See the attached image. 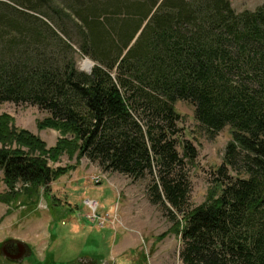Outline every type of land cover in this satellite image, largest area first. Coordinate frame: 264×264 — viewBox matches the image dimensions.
Returning a JSON list of instances; mask_svg holds the SVG:
<instances>
[{"label":"trees","instance_id":"trees-1","mask_svg":"<svg viewBox=\"0 0 264 264\" xmlns=\"http://www.w3.org/2000/svg\"><path fill=\"white\" fill-rule=\"evenodd\" d=\"M27 2L51 6L61 24L73 18L78 49L96 63L91 72L79 69L68 35L28 20L0 21V103L38 106L49 113L38 127L61 135L48 146L0 114L7 187L0 201L8 211L36 206L42 196L61 200L51 184L86 157L134 179L154 173L150 199L173 215L185 264H264V3L239 12L231 0ZM180 100L195 106L209 133L232 130L224 163L197 206L173 171L182 161L171 132ZM183 149L196 156L192 145ZM63 154L76 163L56 166ZM6 241L15 239L0 244Z\"/></svg>","mask_w":264,"mask_h":264},{"label":"rangeland","instance_id":"rangeland-1","mask_svg":"<svg viewBox=\"0 0 264 264\" xmlns=\"http://www.w3.org/2000/svg\"><path fill=\"white\" fill-rule=\"evenodd\" d=\"M231 1L239 12L253 10L252 7L263 2ZM51 8L44 5L36 8L27 0H0V21L28 20L53 29L60 36L68 35L76 49L78 68L90 70L92 63L96 62L82 55L78 49L80 43L76 21L65 17L63 22L66 25L61 24L57 17H53ZM175 106L180 118L171 132L176 133L174 140L182 161L176 162L173 171L189 186L188 203L197 206L207 199L217 176V168L224 163L232 130L226 126L216 133H209L196 119L195 106L191 102L180 100ZM4 112L14 117L16 126L39 135L48 146L55 145L61 136L54 128L38 127V121L49 113L36 105L3 102L0 103V114ZM184 144L196 149L193 159L185 155ZM2 146L0 142V148ZM11 146L19 145L13 143ZM70 163H76V159L63 154L55 165ZM159 169L156 165L153 171L158 174ZM229 173L236 175L232 170ZM153 177L154 173L149 172L144 178L134 179L119 171L104 170L98 162L83 157L75 170L51 184L52 192L61 200L54 201L42 196L36 206L27 207L18 203L10 212L9 205L0 201V241L15 239L32 247H27V252L20 259H8L0 254V264H78V261L87 259L117 264V257L118 264H185L180 253L182 236L170 228L175 223L173 215L165 206L155 204L150 199ZM94 179L99 181L95 182ZM6 189L3 170L0 169V192ZM85 198L98 199L101 203L99 212L107 213V216L113 217L118 206L120 221L115 225L106 222L104 227L90 222L85 217ZM164 232H167L166 235L161 237ZM2 247L3 244H0V252L4 253ZM51 252L53 255L48 259Z\"/></svg>","mask_w":264,"mask_h":264},{"label":"built area","instance_id":"built-area-1","mask_svg":"<svg viewBox=\"0 0 264 264\" xmlns=\"http://www.w3.org/2000/svg\"><path fill=\"white\" fill-rule=\"evenodd\" d=\"M95 182H98V179H94ZM83 204L87 208V212L85 214V217L92 223L96 224L99 227H104L106 222H111L113 225H115L117 222H119L118 218V206H116L117 211L113 213L112 215L107 216V213H100V207L101 203L96 198H85L83 201ZM102 264H107V262H103Z\"/></svg>","mask_w":264,"mask_h":264},{"label":"water","instance_id":"water-1","mask_svg":"<svg viewBox=\"0 0 264 264\" xmlns=\"http://www.w3.org/2000/svg\"><path fill=\"white\" fill-rule=\"evenodd\" d=\"M93 63H92V67H93ZM92 67L90 70H86L87 72H91L92 71ZM18 246V252L16 253H11L9 251H7L5 248H3L4 251V255H6L7 257L11 258V259H20L24 256V254L27 252V246L24 242L18 241L17 243Z\"/></svg>","mask_w":264,"mask_h":264},{"label":"flooded vegetation","instance_id":"flooded-vegetation-1","mask_svg":"<svg viewBox=\"0 0 264 264\" xmlns=\"http://www.w3.org/2000/svg\"><path fill=\"white\" fill-rule=\"evenodd\" d=\"M17 243H18V241H15V242L6 241L2 248H5L7 251H9L11 253H16V252H18Z\"/></svg>","mask_w":264,"mask_h":264},{"label":"crops","instance_id":"crops-1","mask_svg":"<svg viewBox=\"0 0 264 264\" xmlns=\"http://www.w3.org/2000/svg\"><path fill=\"white\" fill-rule=\"evenodd\" d=\"M262 3H264V0H263V2H261L260 4H258V6L259 5H261ZM257 6H255V7H252L251 9H253L254 10V8H256ZM40 236V235H39ZM41 237V236H40ZM13 238H16V237H13ZM41 238H39V240H40ZM1 240V239H0ZM42 240V239H41ZM106 261V260H105ZM118 261H119V259H118V257H117V264H118Z\"/></svg>","mask_w":264,"mask_h":264}]
</instances>
